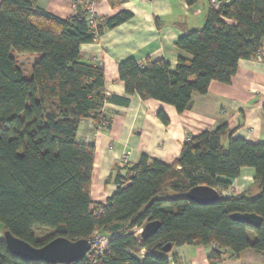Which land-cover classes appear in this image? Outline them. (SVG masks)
<instances>
[{
    "label": "trees",
    "instance_id": "trees-1",
    "mask_svg": "<svg viewBox=\"0 0 264 264\" xmlns=\"http://www.w3.org/2000/svg\"><path fill=\"white\" fill-rule=\"evenodd\" d=\"M130 16L122 10L95 17L92 26L85 4L61 19L37 11V0L0 2V264H52L10 253L5 230L41 247L56 237L88 238L95 228L110 235L103 254L63 264H170L163 249L168 243L214 244L207 264H220L225 250L236 257L247 248L264 259V143L233 136L238 126L224 123L190 136L171 164L142 155L136 164L116 165L110 175L116 190L105 204L91 206L94 146L80 142L77 132L84 119L110 126L102 109L111 97L102 68L81 62L79 47ZM263 38L264 0H219L217 8L210 4L202 28L177 39L190 58L178 57L170 70L163 59L127 57L118 63V76L127 94L180 113L212 81L229 84L240 60H264ZM19 55H34L27 74ZM157 117L169 122L162 111ZM242 167L253 168V186L224 196ZM197 185L217 189L220 198L206 205L190 201L186 193ZM237 212L255 213L260 225L232 220ZM149 220L159 221L158 230L137 238L134 229ZM114 223L122 226L110 231ZM36 229L47 233L39 236Z\"/></svg>",
    "mask_w": 264,
    "mask_h": 264
},
{
    "label": "crops",
    "instance_id": "crops-1",
    "mask_svg": "<svg viewBox=\"0 0 264 264\" xmlns=\"http://www.w3.org/2000/svg\"><path fill=\"white\" fill-rule=\"evenodd\" d=\"M110 1L37 0V11L61 19L68 17L77 3L92 4L96 19L111 17L122 10L131 13L119 25L104 30L93 42L79 47L81 62L102 68L104 93L111 97L102 109L110 118V126L106 128L84 119L77 132L80 142L94 146L91 206L105 204L116 190L117 184L110 175L123 154L128 164L138 163L142 155L171 164L186 136L224 123L229 127L238 126L233 136L264 143V60H240L229 84L212 81L205 94L193 93L191 108L180 113L169 104L143 100L137 93L127 94L118 76V63L127 57L139 63L163 59L170 70H174L178 57L190 58L175 43L180 36L201 28L210 3L215 2L218 7L219 0H197L193 5L184 0H119L114 6ZM262 43L264 52V38ZM159 111L168 118L167 124L157 117ZM253 177V168L242 167L239 175L230 179V186L239 188L237 193L244 192L253 186ZM197 247L199 251L191 255L190 264H207L215 245ZM220 264H264V259L259 251L251 248L236 257L225 250Z\"/></svg>",
    "mask_w": 264,
    "mask_h": 264
},
{
    "label": "water",
    "instance_id": "water-1",
    "mask_svg": "<svg viewBox=\"0 0 264 264\" xmlns=\"http://www.w3.org/2000/svg\"><path fill=\"white\" fill-rule=\"evenodd\" d=\"M187 198L200 205L211 204L220 198L217 189L197 185L190 188L186 193ZM232 220L245 223L249 227L257 228L260 225L261 217L255 213H233L230 215ZM122 226V223H114L109 227L110 231H116ZM158 220L147 221L140 232L142 238L153 235L159 228ZM7 250L13 255L24 261H44L52 264L71 263L85 257L89 250L88 238H80L77 240H69L64 237H56L41 247H34L12 235L10 231L5 230L2 233ZM163 249L168 251L171 244H166Z\"/></svg>",
    "mask_w": 264,
    "mask_h": 264
},
{
    "label": "built area",
    "instance_id": "built-area-1",
    "mask_svg": "<svg viewBox=\"0 0 264 264\" xmlns=\"http://www.w3.org/2000/svg\"><path fill=\"white\" fill-rule=\"evenodd\" d=\"M211 6H213L214 8H217V4L215 2H211L210 3ZM86 8L88 10V15H89V23L94 26L95 25V14L93 12V7L92 4L87 3L85 4ZM259 60H262V57L259 56L258 57ZM190 136H186L185 137V141L189 140ZM125 155L123 154V158L120 162V166H123L124 164H126L125 159H124ZM236 186L235 185H231L228 188V191H222V193L224 194V196H230L231 194H235L236 192ZM227 190V189H226ZM225 192H228V194H225ZM136 229V228H135ZM142 230V226L139 227V229L137 230V236L135 234V236L138 238V235H140V232ZM109 239H110V235H106L100 232V230L98 228H95L90 236L88 237V241H89V250L86 252L85 254V259H89L90 261H94L96 258H98L99 256H101L103 254V252L105 251L108 243H109ZM137 241H139L137 239ZM143 252V251H142ZM141 252V254H142Z\"/></svg>",
    "mask_w": 264,
    "mask_h": 264
},
{
    "label": "rangeland",
    "instance_id": "rangeland-1",
    "mask_svg": "<svg viewBox=\"0 0 264 264\" xmlns=\"http://www.w3.org/2000/svg\"><path fill=\"white\" fill-rule=\"evenodd\" d=\"M18 59H19V62L23 64L25 73L26 74L29 73L30 63L33 62V58L30 57L29 55H19ZM236 190H239V188H237ZM255 191H256V188L251 189V192H255ZM225 194H228V192H225ZM138 229H139V227L134 229L136 232L135 233L136 236H137V230ZM1 230H2V225L0 224V233L2 232ZM35 231L39 236L47 233L46 230H42V229H36ZM200 248H202V247H200ZM196 251H199V247H197V246H192V245L174 246L170 250L166 251L168 253H165V255L169 259L170 264H174V263H176V264L177 263L178 264H190L191 255H193V253ZM174 255H176V256L178 255V257H174Z\"/></svg>",
    "mask_w": 264,
    "mask_h": 264
},
{
    "label": "clouds",
    "instance_id": "clouds-1",
    "mask_svg": "<svg viewBox=\"0 0 264 264\" xmlns=\"http://www.w3.org/2000/svg\"><path fill=\"white\" fill-rule=\"evenodd\" d=\"M143 227V226H142Z\"/></svg>",
    "mask_w": 264,
    "mask_h": 264
}]
</instances>
